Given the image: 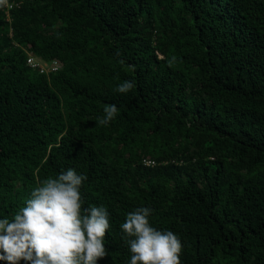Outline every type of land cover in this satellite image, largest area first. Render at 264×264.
<instances>
[{
    "label": "trees",
    "instance_id": "1",
    "mask_svg": "<svg viewBox=\"0 0 264 264\" xmlns=\"http://www.w3.org/2000/svg\"><path fill=\"white\" fill-rule=\"evenodd\" d=\"M68 168L110 213L98 264L138 207L182 264H264V0L0 2V218Z\"/></svg>",
    "mask_w": 264,
    "mask_h": 264
},
{
    "label": "clouds",
    "instance_id": "2",
    "mask_svg": "<svg viewBox=\"0 0 264 264\" xmlns=\"http://www.w3.org/2000/svg\"><path fill=\"white\" fill-rule=\"evenodd\" d=\"M120 55L117 51L116 56ZM134 87L133 81L125 80L115 91L128 93ZM103 111L104 116L97 122L106 126L119 109L111 104L105 105ZM87 179L73 168L49 176L32 189L24 206L11 219L0 218V261L98 264L105 258L110 213L103 205L85 207L81 188ZM152 212L150 207H138L120 225L131 253L129 264H182L183 244L178 234L154 228L149 221Z\"/></svg>",
    "mask_w": 264,
    "mask_h": 264
},
{
    "label": "built area",
    "instance_id": "3",
    "mask_svg": "<svg viewBox=\"0 0 264 264\" xmlns=\"http://www.w3.org/2000/svg\"><path fill=\"white\" fill-rule=\"evenodd\" d=\"M28 62L32 64L31 58H28ZM144 162L147 164L154 163V161L149 158H144Z\"/></svg>",
    "mask_w": 264,
    "mask_h": 264
}]
</instances>
